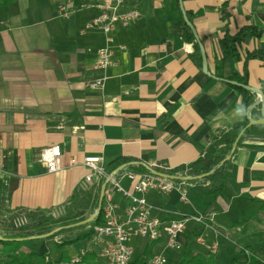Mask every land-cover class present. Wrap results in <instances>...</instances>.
I'll return each instance as SVG.
<instances>
[{
	"label": "crops",
	"instance_id": "obj_1",
	"mask_svg": "<svg viewBox=\"0 0 264 264\" xmlns=\"http://www.w3.org/2000/svg\"><path fill=\"white\" fill-rule=\"evenodd\" d=\"M69 1L16 0L0 8V235L8 231L4 219L18 209L49 213L69 203L90 172L80 164L72 165V158L101 156L107 170L118 159H130L115 169L122 185L130 187L128 172H146L138 165L178 168L213 151L216 136L247 122L235 85L226 80L236 81L233 76H242L246 65L248 85L261 89L264 82V58L245 60L248 52H264V0H183L205 49L207 74L190 57L193 47L185 39L187 25L172 0H126L123 9L138 11L140 16L127 25L116 22L111 32L117 65L107 70L104 91L92 89L89 82L101 75L94 63L105 35L97 28L81 33L99 10L95 0H82L64 18L59 6ZM243 28L256 32L247 31L237 44V59L222 40L226 34L235 37ZM257 107L260 118L261 107ZM51 145L62 151L61 170L54 173L41 158L42 149ZM227 173L226 186L218 196L206 193L210 183L186 180L191 204L181 202L177 191L167 196L149 192L152 214L169 221L182 213L215 210L214 226L228 237L220 238L222 253L231 255L235 250L238 257V247L251 246L261 254L264 125L245 135ZM99 182L97 178L92 192ZM113 199L119 219L125 220L129 200L119 192ZM198 227L189 224L181 242L205 252L196 243V236L204 231ZM204 232L214 237L212 231ZM79 235L72 229L53 238L26 240L20 246L46 253L49 264H58L65 262L58 244ZM245 238L252 244L237 242ZM91 240L66 246L67 258L81 250L98 255L100 245ZM84 241L88 247L81 245ZM229 242L235 248L228 247ZM163 246L164 241H159L155 250ZM220 251L216 264H229ZM172 254L167 264L175 262ZM0 264H7L2 253Z\"/></svg>",
	"mask_w": 264,
	"mask_h": 264
},
{
	"label": "built area",
	"instance_id": "obj_2",
	"mask_svg": "<svg viewBox=\"0 0 264 264\" xmlns=\"http://www.w3.org/2000/svg\"><path fill=\"white\" fill-rule=\"evenodd\" d=\"M126 0H95L94 6L99 10L90 20H88L81 33L95 28L103 31L104 43L97 48L94 70L101 72V75L89 82L92 89L104 91L108 76L106 74L110 67L117 65L114 56L116 47L114 38L111 35L116 22L125 25L136 21L140 13L135 10H124ZM73 3L59 6L60 15L69 18L74 11ZM123 49V46L118 47ZM41 158L46 163L50 173L61 170L62 151L60 146L51 145L41 151ZM72 165H81L87 168L88 172L80 182L79 188L90 190L96 179L107 182L102 210L104 213V223L95 227V235L92 243L100 245L98 256L105 260L106 264H130L136 249L133 244L134 239H145L147 241H164L161 250L154 252L148 264H167L168 252L180 251L183 248L181 237L186 233L189 224L202 226L203 230L214 233V237L208 238L205 232L196 236V242L205 249L209 255H217L220 247V238L228 239L220 230L215 228L217 212L215 210L194 211L182 213L179 217L169 221L153 216V206L148 202L149 192H156L162 196H167L174 191L179 193V199L185 204H191V197L186 188V181L172 180L156 175L152 172L136 173L128 172L126 176L131 181V186L122 185L118 179V170L108 172L103 165V157L97 155H86L81 161L71 159ZM156 170L168 169L164 164L153 166ZM119 192L129 200L126 207V219L120 220L117 214V204L114 202V194ZM65 212L64 205L55 208L51 214L55 217L61 216ZM28 223L24 216H18L15 225L22 226ZM88 250H81L78 255L69 261L58 264H76L81 261ZM264 263V262H263Z\"/></svg>",
	"mask_w": 264,
	"mask_h": 264
},
{
	"label": "trees",
	"instance_id": "obj_3",
	"mask_svg": "<svg viewBox=\"0 0 264 264\" xmlns=\"http://www.w3.org/2000/svg\"><path fill=\"white\" fill-rule=\"evenodd\" d=\"M15 1L16 0H0V8L7 7ZM71 1L75 7H78L80 6V2L82 0ZM172 6L175 11L179 12V14H182L179 0H172ZM249 30H253V32H256V29L253 28H243L235 37H231L230 35L226 34L222 40L224 48L237 59L240 58L237 44L242 40L246 32ZM185 39L193 47L190 53L192 61L197 65L199 69L202 70L203 62L200 47L188 26H185ZM258 57L264 58V52H248L246 54L245 60L247 62L249 59ZM247 76L248 68L245 65L243 75H234L233 77L238 83L248 85ZM234 88L241 98L240 105L242 110L244 111V113H247V122H245L244 125L238 127L234 131H229L222 135L216 136L213 141L214 150L207 151L203 154V156L199 157L194 162L178 168L159 170L160 172L183 176L186 177L188 181H201L203 183L208 182L211 185L206 189V193L210 195L218 196L224 191L228 177L227 166L233 155V153H231L233 143L238 134L247 125L248 116L251 119H259V114H256L258 107H253L258 99L256 93L240 86H234ZM261 90L264 93V82L262 83ZM255 126L256 125L249 128L241 136L238 145L242 142L245 135L250 132ZM228 156H230V158L225 160ZM129 160L130 159L127 158L118 159L111 164V167H109L108 170H106L108 172H111L119 167L123 162ZM138 167L141 170L148 172L147 167L141 165H138ZM104 182V179L100 180L95 189V192L82 190L80 188L75 190L69 200V203L64 205L65 212L61 216L55 217L51 214V212L46 213L40 210L31 211L26 209H18L11 215H9L8 218L4 219V224L7 225L8 231L6 232V234L0 235V253L6 256V263L49 264V256L46 253L24 251L20 246L21 242L23 241H16V239H25L24 241H26L42 237L44 235L49 238H53L64 231L72 230L76 227L88 226L89 230L87 232L79 235L76 238L63 240L58 244V247L62 250L61 260H64L65 262L69 261V259L67 258L68 252L65 249L66 246L72 245L81 240H91L95 235V227L101 226L104 223V213L101 209L100 213L93 221L84 225H78V223L86 220L96 212L98 208L101 186ZM94 187L95 185L90 190H93ZM261 208L264 209V204ZM20 215L24 216L27 219L28 223L17 227L15 225V220L16 217ZM194 235L196 236L197 234H195L194 232ZM260 236L262 239L261 254L255 253L253 247L247 246L245 249L239 250V256L233 258L229 264H264V232H261ZM157 243V241H149L146 246L143 247V250L138 257H135L134 255L130 264H148V261L153 254ZM182 250H184V252L180 259L178 261H175L176 264H216V256L206 255L207 253L203 252L201 249H199V251L197 252H192L190 251L191 249L189 244H186L185 247L183 246L180 251L172 252L179 253ZM76 264H106V262L104 259L100 258L96 252L87 251L81 261Z\"/></svg>",
	"mask_w": 264,
	"mask_h": 264
},
{
	"label": "water",
	"instance_id": "obj_4",
	"mask_svg": "<svg viewBox=\"0 0 264 264\" xmlns=\"http://www.w3.org/2000/svg\"><path fill=\"white\" fill-rule=\"evenodd\" d=\"M179 5H180V9H181V12H182V15H183V19H184L186 25L190 28V30L193 33V35H194L197 43L199 44L200 51H201V55H202V62H203V68H202V70H203L204 73L207 74L208 73L207 57H206V54H205V49L203 47V44H202V42L200 40V37H199V35L197 33V30H196L195 26L193 25V23L190 21V19L187 16V13H186V11L184 9V5H183V0H179ZM226 82H228L230 84H233L235 86L243 87V88H245L247 90H250V91L256 93L258 99H257L256 103L253 105V107H256L258 105H260V107H261L260 108L261 117L259 119H251L248 116V123H247V125L238 134L237 138L235 139V141L233 143V146H232V149H231V153H233L235 151V149L237 148L239 139L241 138V136L249 128H251L254 125H264V93H263V91L260 88L252 87L250 85L241 84V83H238L237 81L226 80ZM229 158H230V156H228L225 160H227ZM147 169H148L149 172H152V173H154L156 175H159V176H162V177H166L168 179H172V180H184V181L188 180L186 177H183V176L171 175V174H167V173H164V172H160V171L154 169L153 167H147ZM106 185H107V182L105 181L102 184V186H101L100 195H99V202H98V208H97L96 212L93 215H91L90 217H88L86 220L78 223V225L87 224V223L93 221L98 216V214L100 213V211L102 209V206H103ZM57 230H59V229H57ZM44 236L46 237V235H44ZM0 239H1V237H0ZM24 240L25 239H16V241H24Z\"/></svg>",
	"mask_w": 264,
	"mask_h": 264
},
{
	"label": "rangeland",
	"instance_id": "obj_5",
	"mask_svg": "<svg viewBox=\"0 0 264 264\" xmlns=\"http://www.w3.org/2000/svg\"><path fill=\"white\" fill-rule=\"evenodd\" d=\"M88 1H90V0H86V2H88ZM69 2H71V0L69 1ZM89 3V2H88ZM34 5V4H33ZM89 191H92V190H89ZM190 197H191V195H190ZM159 198H163V197H161V196H159ZM185 206H188L187 207V209L189 210V209H192L189 205H185ZM179 217V216H178ZM199 229H201L202 228V226H200V227H198ZM75 229V231H76V233L77 234H82V233H84V232H86L88 229H89V227H76V228H74ZM191 240H192V242L193 241H195V238H194V236L191 238ZM248 240L249 239H247V238H245V239H239V241L237 240V242L239 243V244H241V245H245V244H248L249 242H248ZM222 242V244H223V242H225L223 239L221 240ZM147 242V240H145V239H134V242H133V244H134V246H135V249H136V253H135V257H138L139 255H140V253L142 252V250H143V247H145L146 246V243ZM151 242V241H150ZM157 242H159V241H157ZM197 243V242H196ZM249 244H252V243H249ZM81 245H83L84 247H88L89 246V243H88V241H84V242H82L81 243ZM92 246L94 247V245L92 244ZM223 246L224 245H220V257L223 255V253H225V251H223V253H222V250H223ZM196 247V246H195ZM228 247H230V248H235V246L233 245V243H231V242H229V244H228ZM222 248V249H221ZM239 249L238 250H242V249H245L246 247H238ZM184 250H185V248H184ZM184 250H182L181 252H179V253H177V252H175L174 254H172V255H170V257L174 260V261H178L179 259H180V257L182 256V254H183V252H184ZM158 251H159V249H158ZM190 251H192V252H196V251H199V249H198V247H196V248H192ZM154 252H157V250H154L153 251V253ZM170 252H168V254H169ZM237 251H235V250H233V253L230 255V252H226L225 254H224V256H225V261H226V263H228V262H230L231 261V259H233L235 256H237ZM167 254V255H168ZM218 254V253H217ZM258 254V253H257ZM206 255H209V254H206ZM213 256H217V255H213ZM172 264H176L175 262H173Z\"/></svg>",
	"mask_w": 264,
	"mask_h": 264
}]
</instances>
